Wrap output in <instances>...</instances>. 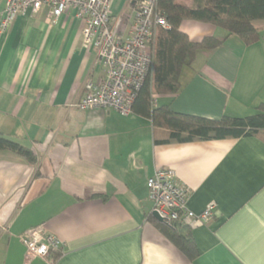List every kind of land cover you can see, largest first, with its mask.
I'll use <instances>...</instances> for the list:
<instances>
[{
	"label": "crops",
	"instance_id": "1",
	"mask_svg": "<svg viewBox=\"0 0 264 264\" xmlns=\"http://www.w3.org/2000/svg\"><path fill=\"white\" fill-rule=\"evenodd\" d=\"M135 3L111 0V15ZM254 25L260 38L246 44L211 23L184 19L180 30L190 40L222 43L199 50L180 71L179 91L154 94L152 107L210 119L254 113L264 101V21ZM83 26L73 10L51 23L44 6L0 32V133L36 157L30 164L0 150V264H264V141L161 144L141 113L70 107L87 82L104 78L95 50L81 45ZM158 169L174 172L190 210L215 204L207 223L188 226L192 259L149 218L146 181ZM22 236H52L60 246L31 256Z\"/></svg>",
	"mask_w": 264,
	"mask_h": 264
},
{
	"label": "built area",
	"instance_id": "2",
	"mask_svg": "<svg viewBox=\"0 0 264 264\" xmlns=\"http://www.w3.org/2000/svg\"><path fill=\"white\" fill-rule=\"evenodd\" d=\"M111 0H5L0 11V32H4L21 13L38 12L49 7L51 23L65 12L73 10L84 22L80 32L84 49H93L104 69L98 83L87 82L84 95L69 104L79 109L105 108L122 115L132 112L138 90L152 72V44L156 28L168 27L165 17L157 10V0H136L132 10L111 15ZM146 187L152 210L160 218L187 226L207 223L214 215L215 204H208L196 213L186 205V189L178 184L174 172L158 169L147 178ZM28 255L47 257L59 249V241L48 236L21 238Z\"/></svg>",
	"mask_w": 264,
	"mask_h": 264
},
{
	"label": "trees",
	"instance_id": "3",
	"mask_svg": "<svg viewBox=\"0 0 264 264\" xmlns=\"http://www.w3.org/2000/svg\"><path fill=\"white\" fill-rule=\"evenodd\" d=\"M157 10L165 17L168 27H157L152 53L154 66L132 105V111L148 116L156 134V143L186 142L222 138L255 136L264 141V101L254 113L234 117L223 115L219 119L176 113L166 106L152 107L154 94H175L181 87L180 71L190 65L201 49H215L222 40L204 36L192 41L180 30L184 19L211 23L236 35L246 44L260 38L254 22L264 21V0H157ZM159 132L160 137H157ZM162 132V133H161ZM11 150L28 163L35 164L36 157L31 149L0 133V150ZM156 227L189 259L197 255L190 236L189 227L180 222L160 220L149 216ZM57 251H51L50 254Z\"/></svg>",
	"mask_w": 264,
	"mask_h": 264
},
{
	"label": "water",
	"instance_id": "4",
	"mask_svg": "<svg viewBox=\"0 0 264 264\" xmlns=\"http://www.w3.org/2000/svg\"><path fill=\"white\" fill-rule=\"evenodd\" d=\"M153 215L160 220L159 216L155 212H153Z\"/></svg>",
	"mask_w": 264,
	"mask_h": 264
},
{
	"label": "rangeland",
	"instance_id": "5",
	"mask_svg": "<svg viewBox=\"0 0 264 264\" xmlns=\"http://www.w3.org/2000/svg\"><path fill=\"white\" fill-rule=\"evenodd\" d=\"M185 1V0H184ZM188 1V0H187Z\"/></svg>",
	"mask_w": 264,
	"mask_h": 264
}]
</instances>
